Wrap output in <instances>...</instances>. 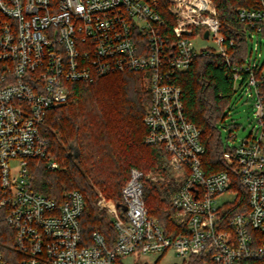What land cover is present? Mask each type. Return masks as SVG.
<instances>
[{
    "label": "built area",
    "instance_id": "1",
    "mask_svg": "<svg viewBox=\"0 0 264 264\" xmlns=\"http://www.w3.org/2000/svg\"><path fill=\"white\" fill-rule=\"evenodd\" d=\"M158 4L0 0V221L13 230L23 264H119L169 251L203 255L205 264H264V0L237 8L248 43L240 64H232L234 40L227 41L214 0H171V27ZM200 55L226 60L234 94L246 89L256 120L239 143L231 144L229 129L223 158L230 168L214 172L206 170L202 129L188 118L175 80ZM124 71L148 82L144 143L163 146L178 177L170 199L175 224L166 229L150 214L144 182L151 177L132 167L121 210L99 200L116 231L113 246L99 230L85 243L84 194L67 190L57 200L34 190L31 162L60 167L42 127L52 108L68 102L72 83ZM0 264H7L1 252Z\"/></svg>",
    "mask_w": 264,
    "mask_h": 264
},
{
    "label": "trees",
    "instance_id": "2",
    "mask_svg": "<svg viewBox=\"0 0 264 264\" xmlns=\"http://www.w3.org/2000/svg\"><path fill=\"white\" fill-rule=\"evenodd\" d=\"M158 2L157 10L173 26L175 19L167 10L171 0ZM214 2L227 41L234 40L230 49L232 64H240L247 56L248 43L241 32L243 24L237 8L249 5L250 0ZM141 78L142 73L124 72L100 77L93 83H72L68 102L52 108L42 127L49 148L61 165L50 169L43 161H32L33 188L57 200L67 190L78 189L84 194L86 207L80 223L85 243H91L93 232L99 230L107 244L113 246L116 231L98 204V193L113 199L121 210L122 188L132 167L167 176L157 182L146 179L144 195L150 214L164 228L171 229L175 224L170 196L177 184L169 171V154L163 146L144 143V116L151 93ZM175 80L182 88L188 118L202 129L206 170L230 168L223 158L227 147L219 128V123L226 121L234 94L226 60L220 55H200L189 69L178 72ZM0 252L7 264H23L15 247L14 232L5 221H0ZM119 264H123L121 260ZM180 264H205V256L193 255Z\"/></svg>",
    "mask_w": 264,
    "mask_h": 264
},
{
    "label": "rangeland",
    "instance_id": "3",
    "mask_svg": "<svg viewBox=\"0 0 264 264\" xmlns=\"http://www.w3.org/2000/svg\"><path fill=\"white\" fill-rule=\"evenodd\" d=\"M196 43L198 46H202L207 42L198 39L196 40ZM124 72H117V73H124ZM141 80L143 86L148 88V82L143 75ZM245 90L246 89L239 87L237 92L233 94L229 108L227 110L228 116L226 118V121L225 122L221 121L219 123V128L221 130V137L224 142H227L229 129L231 131V134L235 135V138L234 140L231 141V144H236L239 143L242 138L247 137L251 133L252 129L255 127L256 120L254 118L253 104L251 100L248 98L247 92ZM168 166H169V171L171 172L172 180L178 185V177L176 175V172L170 167L169 160H168ZM12 167L14 170H16L15 167H17V163L12 162ZM145 171L146 174L151 177L150 179H148L149 181L157 182L159 180L163 181L167 179L166 175L162 173L157 174L155 173V170L151 169ZM98 196L100 199H102L101 200L102 202L103 200L106 201L107 203L114 201L113 199L108 198L101 191L98 193ZM223 198H225V196L220 197V199ZM100 199H98V204ZM99 206L101 209L106 211V214L109 217V214L105 209L106 207H102L101 205ZM183 261H185L184 258L175 255L172 251H169L166 254H146V255L133 254L121 258V262L123 264H180Z\"/></svg>",
    "mask_w": 264,
    "mask_h": 264
},
{
    "label": "water",
    "instance_id": "4",
    "mask_svg": "<svg viewBox=\"0 0 264 264\" xmlns=\"http://www.w3.org/2000/svg\"><path fill=\"white\" fill-rule=\"evenodd\" d=\"M207 36H208V32L206 31V32H205V37H207Z\"/></svg>",
    "mask_w": 264,
    "mask_h": 264
}]
</instances>
